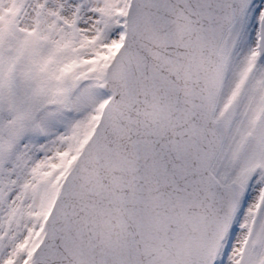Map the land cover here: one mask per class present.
<instances>
[{"label": "snow or ice", "instance_id": "6c2138e0", "mask_svg": "<svg viewBox=\"0 0 264 264\" xmlns=\"http://www.w3.org/2000/svg\"><path fill=\"white\" fill-rule=\"evenodd\" d=\"M0 264H264V0H0Z\"/></svg>", "mask_w": 264, "mask_h": 264}]
</instances>
